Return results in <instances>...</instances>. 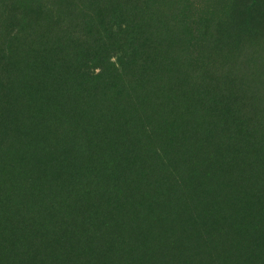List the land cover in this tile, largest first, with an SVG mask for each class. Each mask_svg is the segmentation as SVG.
Segmentation results:
<instances>
[{
	"label": "rangeland",
	"instance_id": "obj_1",
	"mask_svg": "<svg viewBox=\"0 0 264 264\" xmlns=\"http://www.w3.org/2000/svg\"><path fill=\"white\" fill-rule=\"evenodd\" d=\"M161 143L203 201L176 243L177 195L125 192ZM124 239L264 264V0H0V264H116Z\"/></svg>",
	"mask_w": 264,
	"mask_h": 264
},
{
	"label": "trees",
	"instance_id": "obj_2",
	"mask_svg": "<svg viewBox=\"0 0 264 264\" xmlns=\"http://www.w3.org/2000/svg\"><path fill=\"white\" fill-rule=\"evenodd\" d=\"M167 144L161 143L152 146V152L147 158L146 167H143L144 173H148V176L138 172L137 175H131L129 183L126 186V194L128 195L129 202L136 203L137 210L151 209V199H154L159 203H168L167 196L175 193L178 197V205L180 206L177 211V215L174 216L175 223L178 224L176 234L173 236L174 243L181 240L183 234L182 223L179 222L178 216L182 210L186 208V202L188 199H194L193 207L198 206L203 201L199 196V193L192 184H190V177L188 175L187 166L185 164V155L179 156L176 151L167 149ZM151 166H154L152 169ZM140 187H139V186ZM167 186H171L166 190ZM138 187V188H136ZM192 189V190H191ZM137 202L143 203L141 207ZM192 208V207H191ZM191 208L189 210H191ZM181 210V211H180ZM194 215L193 212H190ZM128 230L127 232H129ZM137 245V246H136ZM160 245H155L152 248V252H155ZM173 246L172 242H168L161 251L164 257H170L168 248ZM136 250H140L139 241L136 240V244L132 241L123 240L122 247L119 248V255L116 258V264H134L132 257L136 256ZM169 252V253H168ZM121 253V254H120ZM154 256V254L152 255ZM153 264V263H150Z\"/></svg>",
	"mask_w": 264,
	"mask_h": 264
}]
</instances>
